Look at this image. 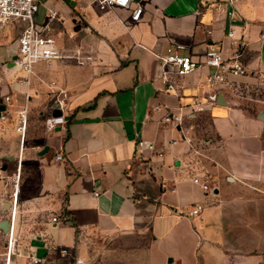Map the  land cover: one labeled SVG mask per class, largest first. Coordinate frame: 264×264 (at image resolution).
I'll list each match as a JSON object with an SVG mask.
<instances>
[{"label": "crops", "instance_id": "crops-1", "mask_svg": "<svg viewBox=\"0 0 264 264\" xmlns=\"http://www.w3.org/2000/svg\"><path fill=\"white\" fill-rule=\"evenodd\" d=\"M36 1L34 22L50 26L63 58L35 65L25 84L13 66L21 24L0 29V223L9 222L0 232L8 236L12 219L20 248L46 264L86 263L120 247H138L144 264H264V107H242L229 94L233 81L264 74V0L104 9L95 0ZM177 44L199 67L170 74L174 94L157 56ZM209 46L237 55L247 75L192 109L207 92L197 81L213 72L203 65ZM179 111L181 126L164 122ZM56 113L65 123L47 131L44 119ZM137 140L154 150L137 155ZM197 204L200 214L187 217Z\"/></svg>", "mask_w": 264, "mask_h": 264}, {"label": "built area", "instance_id": "built-area-1", "mask_svg": "<svg viewBox=\"0 0 264 264\" xmlns=\"http://www.w3.org/2000/svg\"><path fill=\"white\" fill-rule=\"evenodd\" d=\"M130 3L131 0H95V5L99 9L108 7L128 8ZM37 11L38 3L36 0H0V28L9 25L13 21L21 24V30L16 39L17 48L13 66L25 74L21 79L25 84L28 83L29 76L35 65L43 63L46 66H51L54 62L63 58V55L55 44L54 38L50 34V26L47 23L39 26L34 22V16ZM141 12L142 8L137 6L132 11L130 19L132 21H138ZM55 15L56 12L52 11L48 14V17L52 18ZM206 33L210 34V31L207 30ZM227 37L233 38L231 27ZM185 49V46L177 44L166 48L161 55L157 56L162 70L160 79L166 86V90L174 94L175 86L169 79L170 74L183 77L199 67V64L193 61L190 55L179 53ZM203 65L212 68L213 72L197 81L196 85L199 88H206L207 92L191 99L188 107L192 109L197 107L202 100L208 104L216 103L219 96L218 89L229 85L230 77H243L247 75L246 66L237 55L223 58L220 48L215 46H209L208 50L205 52ZM4 100L8 101L9 97H5ZM163 120L165 123L181 126L183 118L180 111L178 113L168 112ZM63 123H65V121L62 115H49L44 119V127L47 131H52L56 126ZM25 128L26 112L23 110L19 114L18 126L16 128L21 139L24 137ZM186 140L189 141L188 139ZM153 150V143L144 140L136 141L137 155L142 156L144 152H151ZM54 159L55 161H60L62 160V155L58 153ZM202 189L206 191L207 186L203 185ZM201 210L202 205H193L188 208L187 217L195 218L200 214ZM51 221L56 222V218L53 217ZM5 250V264H9L10 258L15 255L25 256L26 264H46L44 259L37 258L31 252H25L20 248L13 235L12 219ZM58 252L61 256L69 255L66 249H60ZM75 263L81 264L82 262L75 259Z\"/></svg>", "mask_w": 264, "mask_h": 264}, {"label": "rangeland", "instance_id": "rangeland-1", "mask_svg": "<svg viewBox=\"0 0 264 264\" xmlns=\"http://www.w3.org/2000/svg\"><path fill=\"white\" fill-rule=\"evenodd\" d=\"M15 21L11 22L14 23ZM17 23V22H16ZM1 29V28H0ZM251 82L233 81L230 87V95L240 102L242 107H264V74L254 76ZM5 204L9 198H6ZM8 236L0 232V253L6 247ZM138 247H120L104 254L102 257L82 262L81 264H144V256ZM3 257L0 256V264H3Z\"/></svg>", "mask_w": 264, "mask_h": 264}, {"label": "water", "instance_id": "water-1", "mask_svg": "<svg viewBox=\"0 0 264 264\" xmlns=\"http://www.w3.org/2000/svg\"><path fill=\"white\" fill-rule=\"evenodd\" d=\"M4 108H3V106H0V112L3 110ZM55 115H58V113H56ZM263 113H260V115H259V118H263ZM8 225H9V222L8 221H3V222H1L0 223V228L2 229V230H7L8 229Z\"/></svg>", "mask_w": 264, "mask_h": 264}]
</instances>
